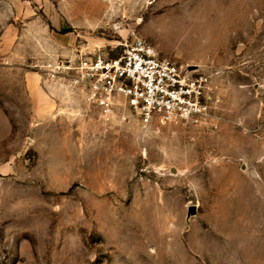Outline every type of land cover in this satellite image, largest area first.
Returning a JSON list of instances; mask_svg holds the SVG:
<instances>
[{"label":"rangeland","instance_id":"1","mask_svg":"<svg viewBox=\"0 0 264 264\" xmlns=\"http://www.w3.org/2000/svg\"><path fill=\"white\" fill-rule=\"evenodd\" d=\"M131 31L211 74L217 127L106 121L32 66ZM0 264H264V0H0Z\"/></svg>","mask_w":264,"mask_h":264},{"label":"built area","instance_id":"2","mask_svg":"<svg viewBox=\"0 0 264 264\" xmlns=\"http://www.w3.org/2000/svg\"><path fill=\"white\" fill-rule=\"evenodd\" d=\"M121 52L77 48L68 56L34 61L45 79L68 85L106 121L136 117L217 127L221 97L208 71L161 55L135 31Z\"/></svg>","mask_w":264,"mask_h":264},{"label":"water","instance_id":"3","mask_svg":"<svg viewBox=\"0 0 264 264\" xmlns=\"http://www.w3.org/2000/svg\"><path fill=\"white\" fill-rule=\"evenodd\" d=\"M189 68H190V69H199V67H197V66H190ZM195 211H196V208H195L194 205H192V206L189 208V215L194 214Z\"/></svg>","mask_w":264,"mask_h":264}]
</instances>
